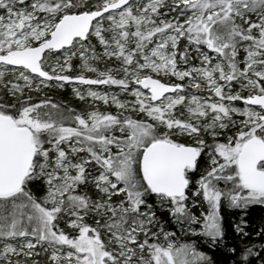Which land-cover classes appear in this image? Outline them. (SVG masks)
Listing matches in <instances>:
<instances>
[{"label": "snow or ice", "instance_id": "1", "mask_svg": "<svg viewBox=\"0 0 264 264\" xmlns=\"http://www.w3.org/2000/svg\"><path fill=\"white\" fill-rule=\"evenodd\" d=\"M257 206L264 0H0V264H264Z\"/></svg>", "mask_w": 264, "mask_h": 264}, {"label": "trees", "instance_id": "2", "mask_svg": "<svg viewBox=\"0 0 264 264\" xmlns=\"http://www.w3.org/2000/svg\"><path fill=\"white\" fill-rule=\"evenodd\" d=\"M70 94H72V93H69V90H67L65 93L62 92L61 97H59L58 99H62L63 98L64 100H67V99H65V97H68ZM80 105H81V103L78 100H74V103H72V106L77 107V108H79ZM226 219L229 222H231V221H233L235 219V216L227 215ZM262 219H264V209H262L259 206H257L254 209L250 210V215L248 217V220H249L250 227L252 229L257 228L260 225ZM217 258L220 259L222 262L226 259L225 257H222V256L217 257Z\"/></svg>", "mask_w": 264, "mask_h": 264}, {"label": "rangeland", "instance_id": "3", "mask_svg": "<svg viewBox=\"0 0 264 264\" xmlns=\"http://www.w3.org/2000/svg\"><path fill=\"white\" fill-rule=\"evenodd\" d=\"M67 90H69V93H71V89H70V88H66V89L63 91V93H65ZM112 90L115 91L116 89L113 88ZM61 94H62V93H56V97H57V98L61 97ZM62 99H63V98H62ZM65 99H67L68 102H70L71 105H72V103H74V100H76V99L73 97L72 94H70L68 97H65ZM113 110H114V109H113Z\"/></svg>", "mask_w": 264, "mask_h": 264}, {"label": "flooded vegetation", "instance_id": "4", "mask_svg": "<svg viewBox=\"0 0 264 264\" xmlns=\"http://www.w3.org/2000/svg\"><path fill=\"white\" fill-rule=\"evenodd\" d=\"M79 107H81V105Z\"/></svg>", "mask_w": 264, "mask_h": 264}]
</instances>
